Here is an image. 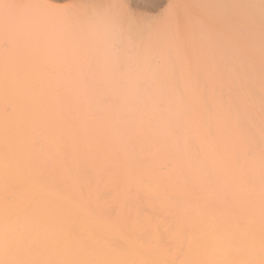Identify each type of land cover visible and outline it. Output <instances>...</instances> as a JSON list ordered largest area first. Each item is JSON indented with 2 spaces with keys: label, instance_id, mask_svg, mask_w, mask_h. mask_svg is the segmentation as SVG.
<instances>
[{
  "label": "bare ground",
  "instance_id": "1",
  "mask_svg": "<svg viewBox=\"0 0 264 264\" xmlns=\"http://www.w3.org/2000/svg\"><path fill=\"white\" fill-rule=\"evenodd\" d=\"M246 2L223 5L218 80L115 56L108 12L76 29L107 80L59 79L53 34L0 33V264H264V9Z\"/></svg>",
  "mask_w": 264,
  "mask_h": 264
},
{
  "label": "rangeland",
  "instance_id": "2",
  "mask_svg": "<svg viewBox=\"0 0 264 264\" xmlns=\"http://www.w3.org/2000/svg\"><path fill=\"white\" fill-rule=\"evenodd\" d=\"M239 1H247L246 6H251L250 3L254 2L264 9V0ZM233 3H236V0H0V33L43 31L53 34L56 46L67 44L64 50L55 48L50 57L53 73L59 79L107 80L109 78L99 77L102 63L96 60V53L91 52V42L97 38L93 39L84 34L87 38L84 39L76 34V29L85 28L92 22L95 25L98 17L102 16L100 14L108 12L114 22L119 24L118 29L124 39L122 45L118 41L111 42L114 47L111 53L115 56L119 54L117 57L122 58L124 54V59L126 56L130 57L131 52L128 53V50H135L140 45L142 51L150 49L151 66L153 62L156 67H163L164 63V66L167 64L171 69L174 66L178 71L188 68L187 70L194 72L193 80L197 78L198 81L208 80L206 77L215 70V78L220 79L219 76L229 64L227 43L231 39V18L227 19L229 14L222 12L224 6H233ZM262 11L264 13V10ZM95 12L99 16H95ZM224 19L228 21L226 26H223ZM42 25L48 26V30H41ZM125 34L131 40L126 39ZM61 38H65V41L58 40ZM128 40L131 41L130 48L125 42ZM72 41L74 42L71 43ZM86 42L90 46H87ZM85 46L91 48L90 51ZM100 46L102 48V44ZM63 55L67 57L64 61L61 60ZM115 65H119V71H124V66L129 64L126 60H119ZM219 72L222 74L219 75ZM199 74L207 76L203 78Z\"/></svg>",
  "mask_w": 264,
  "mask_h": 264
}]
</instances>
